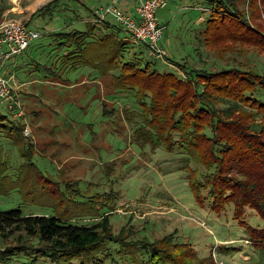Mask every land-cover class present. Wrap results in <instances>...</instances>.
Segmentation results:
<instances>
[{
	"label": "rangeland",
	"instance_id": "1",
	"mask_svg": "<svg viewBox=\"0 0 264 264\" xmlns=\"http://www.w3.org/2000/svg\"><path fill=\"white\" fill-rule=\"evenodd\" d=\"M48 1L0 0V21L23 20L41 34L34 40L41 49L36 48L30 55L38 63L26 65L32 78L50 77L49 69L57 72L64 83L44 85L43 94L38 91L37 99L33 100L22 96L20 85L15 84V98L23 111L16 121L0 106V113L12 122L8 129L0 126V212L17 209L24 215H53L64 222L85 225L113 209L110 227L114 235L126 224L134 225L135 239L147 236L153 240L176 229V241L191 244L199 256L207 255L214 245L211 255L217 264H264L243 227L230 213L213 216L196 204L186 173L177 168V154L163 147L152 149L150 144L141 146L135 140L134 121L142 120L141 108L134 93L115 91L112 87L109 76L117 70L104 78L94 67L97 60L90 55L95 51L98 54L96 34L88 39L84 62L61 70L63 63L59 60L66 47L58 44L60 38L54 34L87 29L86 19L91 21L94 9L109 0H61L49 11L31 17ZM232 1L255 28L264 30L263 0ZM206 2L167 0L166 7L158 11L157 20L166 27L159 41L168 53L164 62L126 34L124 58L136 54L150 60V67L158 72H174L181 77L184 73L169 58L182 62L187 57L193 66L211 69L226 64L245 67L264 64V52L255 53L252 46L247 48L228 41L226 52L217 57L204 43L195 40L202 27L198 20H204L209 12H201L208 7ZM106 20L112 23L117 36L123 37L110 16ZM238 48L245 50L236 52ZM118 58L123 60L120 55ZM192 59L197 62L193 63ZM256 61L261 64L257 65ZM17 76L23 78L21 73ZM84 79L87 80L80 83ZM10 83L13 84L11 80ZM17 123L21 124L22 132L11 127ZM254 123L257 127L264 124L263 115L256 114ZM25 129L29 130L28 134H23ZM129 241L130 238L109 241L105 250L90 257H97L101 264L147 262L148 253ZM23 243L24 247L14 236H0L1 251H20L0 264H61L55 257L51 261L48 256L37 255L29 248L36 247L33 240L23 239ZM219 245L226 246L223 252L217 251ZM62 264H80V260ZM86 264H93L92 260Z\"/></svg>",
	"mask_w": 264,
	"mask_h": 264
},
{
	"label": "trees",
	"instance_id": "2",
	"mask_svg": "<svg viewBox=\"0 0 264 264\" xmlns=\"http://www.w3.org/2000/svg\"><path fill=\"white\" fill-rule=\"evenodd\" d=\"M59 1L49 0L31 17L49 11ZM206 3L209 12L204 20H198L202 27L195 40L204 43L217 57L226 52L228 41L247 48L252 46L258 54L264 52V30L249 29L237 3L232 0ZM85 22V30L54 34L60 38L58 44L66 47L59 60L63 63L61 70L84 62L88 39L96 34L98 54L90 46L95 51L90 57L97 60L94 67L103 77L117 70L109 76L112 87L115 91L134 93L141 108L142 120L134 121L135 140L141 146L150 144L152 149L163 147L177 154V168L186 173L196 204L213 216L230 213L243 227L259 259H264V124L257 127L254 123L256 114L264 117V64L256 61L260 67L226 64L211 69L193 66L187 57L182 62L169 58L184 76L161 73L150 67V60L136 54L124 58L126 36L118 37L112 23L107 20L93 23L90 19ZM138 43L148 51L143 42ZM244 50L238 48L236 52ZM11 123L0 113V126L8 129ZM20 125L11 127L22 132ZM112 210L85 225L64 222L53 215H24L17 209L0 212V236H14L22 247L23 239L33 240L36 247L29 248L37 255L48 256L51 261L55 257L61 264L74 259L80 260V264L90 263V259L93 264H101L97 257L90 256L105 250L109 241L128 238L148 253L144 264H217L211 255L214 245L207 255L199 256L191 244L176 241V229L153 240L147 236L135 239L134 225L126 224L114 235L110 227ZM221 246L218 252L226 248ZM18 253L0 250V261L6 263Z\"/></svg>",
	"mask_w": 264,
	"mask_h": 264
},
{
	"label": "built area",
	"instance_id": "3",
	"mask_svg": "<svg viewBox=\"0 0 264 264\" xmlns=\"http://www.w3.org/2000/svg\"><path fill=\"white\" fill-rule=\"evenodd\" d=\"M122 1L109 0L105 5L96 7L91 21L100 23L110 16L124 34L143 42L150 55L164 62L168 59V53L159 45V41L165 27L159 24L157 12L166 6L167 0H139L135 5V16L127 14L119 6ZM207 10L204 7L201 12ZM245 22L249 29L255 28L246 15ZM40 36L38 31L27 26L26 21L13 18L0 21V105L6 109L12 121L21 117L23 111L15 98L16 85L14 82L10 83V78L5 77L2 69L6 61L21 54L32 41ZM28 133V129L23 130V134Z\"/></svg>",
	"mask_w": 264,
	"mask_h": 264
},
{
	"label": "crops",
	"instance_id": "4",
	"mask_svg": "<svg viewBox=\"0 0 264 264\" xmlns=\"http://www.w3.org/2000/svg\"><path fill=\"white\" fill-rule=\"evenodd\" d=\"M138 1L139 0H123L119 4V6L124 11H126L127 14H129L131 16H135V10L134 9H135V5L138 3ZM78 29L79 30H85V27H84V29H82V27L78 28ZM38 44L39 43H37V42L35 43L34 41H32L29 44V46L21 54L17 55L16 57H14L8 61H6L4 66H3L5 68L3 70L5 77L10 78V80L12 82H14L16 85L17 84L20 85L21 95L22 96L24 95L25 97L27 96L31 100L37 99L38 91H41V94H43L42 90H43L44 85L47 86V85H52V84L53 85L64 84L63 81H61V79L56 75V73H54V71L49 70L48 67H47V69H48L47 71L50 73V75H51L50 77H47V76L43 77V79L41 78L42 80H39L38 78H32L33 75L30 74L31 71H28L29 67H26V65L31 64V63H32V65H35L38 63V62H35V60H33V59L31 60V57H30V55L34 54L36 48L41 49L40 46H37ZM77 65H78L77 62H75L73 67L75 68V67H77ZM19 73H21V76L23 78H21V79L18 78L17 75ZM86 80L85 79L81 80L80 83H82L83 81H86ZM39 83H41L40 85H42L40 90L38 88Z\"/></svg>",
	"mask_w": 264,
	"mask_h": 264
}]
</instances>
